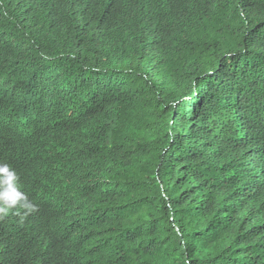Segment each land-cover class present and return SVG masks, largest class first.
<instances>
[{
  "label": "trees",
  "instance_id": "16d2710c",
  "mask_svg": "<svg viewBox=\"0 0 264 264\" xmlns=\"http://www.w3.org/2000/svg\"><path fill=\"white\" fill-rule=\"evenodd\" d=\"M0 264H264V0H0Z\"/></svg>",
  "mask_w": 264,
  "mask_h": 264
}]
</instances>
